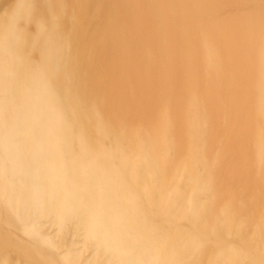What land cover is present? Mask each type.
<instances>
[{
	"label": "bare ground",
	"instance_id": "6f19581e",
	"mask_svg": "<svg viewBox=\"0 0 264 264\" xmlns=\"http://www.w3.org/2000/svg\"><path fill=\"white\" fill-rule=\"evenodd\" d=\"M40 1L0 19V264L82 261L22 221L63 193L88 264H261L264 0Z\"/></svg>",
	"mask_w": 264,
	"mask_h": 264
},
{
	"label": "rangeland",
	"instance_id": "374dc122",
	"mask_svg": "<svg viewBox=\"0 0 264 264\" xmlns=\"http://www.w3.org/2000/svg\"><path fill=\"white\" fill-rule=\"evenodd\" d=\"M20 0H0V19L3 18V17H6V16H9L12 12L16 11L17 8H18V2ZM35 4H36V7L37 8H40L42 7V4H41V1L40 0H35ZM28 25V24H27ZM22 27H25L26 25H21ZM10 48V45L9 44H5L4 45V52H6V49ZM104 50V45L103 44H96L94 45L92 48H91V53H92V56L94 58H96L97 60H99V58L101 57L102 53ZM7 53V52H6ZM8 57L9 58H12V54H9L7 53ZM210 73V72H208ZM39 84V87H42V86H46L47 83H38ZM56 86H59L60 84L59 83H56L55 84ZM63 87L65 89H67V85H64L62 84ZM114 90V91H113ZM115 92V89L113 88H110L108 91H107V94L110 96V95H113ZM66 112V111H65ZM134 116H137L136 114L133 113ZM176 115H180L182 116L181 114H176ZM25 130H29V128L25 129ZM92 137V136H90ZM29 137H24L23 141L25 143L26 146H29V144H27V140H28ZM107 142H110V140L106 139ZM170 141V139H169ZM54 143V146L57 145V142H54V138H50L49 141L46 143V146H51L52 144ZM77 148V146L75 144H71L70 146V150H73ZM52 165H55L54 163ZM74 166V165H73ZM74 167H77V166H74ZM77 170V168H76ZM48 171L50 173H53V168L51 167L50 169H48ZM85 174H83V179L85 178ZM24 176H22L23 178ZM7 182L9 183L8 185H11L10 182H13L12 181V178L10 177L9 181L8 180H1L0 179V189L1 191L5 188L4 187V183ZM33 184H36L37 186V183L35 182H31ZM7 185V186H8ZM35 186V187H36ZM37 187H41V189L44 190L45 188V185L44 186H37ZM36 187V188H37ZM34 189V187H32L31 185L28 187V192H31L32 190ZM6 189L3 191L5 193ZM64 197H61L58 201V205L56 203H54L55 207L53 208V212H52V215L51 217H54L56 216L57 214H69L71 216V212H66L64 211V209L67 207L65 205H62L61 206V210H62V213L60 212L61 210H59V205L62 203V200L65 199L66 197V194L63 193L62 194ZM43 198H41V200L38 202V204H42L44 206L47 205V202L46 200L44 199L42 201ZM76 200H74L75 202ZM77 202V201H76ZM1 204V203H0ZM85 204L83 203V205H78V208H81L82 206H84ZM39 206V205H38ZM40 207V206H39ZM27 209V208H26ZM32 209V208H31ZM34 209V210H33ZM33 211L36 212L35 208L33 207ZM27 211V210H26ZM128 211V209H127ZM30 212V211H29ZM28 211L24 214V216L22 217V221H23V224L24 225H29L28 227H30L31 229H33L34 231L38 232L40 234V236L46 240H48V242L51 244V245H55L56 243H60L61 241L63 240H66L65 242L69 245L67 247H70L69 250L75 255V256H78L82 259L81 262H79L78 264H88V262H90V260L92 259V255H93V252L95 249V247L93 246L92 242L93 241L92 239L97 236V233L96 232H92L90 231V233H87L85 232L84 230L81 231L80 228H78L76 226V223H74L73 219L72 218H68V221H67V225L65 226V233H66V238L65 239H61L60 238V235H59V231L57 228H53L51 227V225L49 224L50 221H49V218L51 220V217H48L47 219H44V218H40L41 215L39 214L37 216V213L35 214H27ZM3 214H4V208L0 205V225L4 224V220L2 219L3 217ZM35 215V216H34ZM111 215V214H110ZM122 215H118V217H121ZM108 220L109 219H115L112 215L111 216H107ZM120 219L123 224H126L127 221L130 219L129 217L128 218H118ZM155 219L157 220V215L155 214ZM174 223V220H171L168 225H171ZM127 227V226H126ZM111 227H106L104 230H107L106 233L110 232L111 231ZM127 229H131L130 227H127ZM122 230V228H121ZM137 230V229H136ZM11 234V232H10ZM21 234V235H20ZM17 234L18 237H16V239H19L21 237V240H25L24 241V244H31V246H35L33 243H35L33 240H31V238H29L27 235L25 234ZM248 236H245V237H250L251 233L250 234H246ZM20 240V242H21ZM237 243V242H236ZM36 244V243H35ZM223 244V240H219L218 242L214 243L213 246H211L210 248L212 249H209V251L205 252L203 254L202 257H200V260H199V263L198 264H213L212 262H214V259H213V251L214 249L217 250L218 247ZM38 246V245H37ZM58 246V245H56ZM63 246H66V244H64ZM62 246V244H60V251H66V249ZM232 242H230V249L232 250H236L242 254H244V249L242 247L238 248V249H234L232 247ZM40 248H42L41 246H39ZM43 249V248H42ZM55 252V251H54ZM211 253H212V256H211ZM14 259H16L15 257H12V264H17V261H14ZM198 262V261H197ZM261 264H264V258L261 259L260 261ZM9 264H11V262H9Z\"/></svg>",
	"mask_w": 264,
	"mask_h": 264
}]
</instances>
